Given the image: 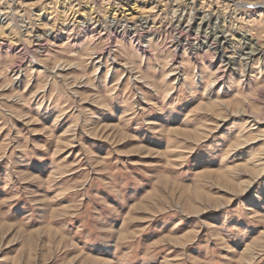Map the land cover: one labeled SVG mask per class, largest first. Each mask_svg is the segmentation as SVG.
<instances>
[{
	"label": "rangeland",
	"instance_id": "374dc122",
	"mask_svg": "<svg viewBox=\"0 0 264 264\" xmlns=\"http://www.w3.org/2000/svg\"><path fill=\"white\" fill-rule=\"evenodd\" d=\"M263 4L0 0V264H264Z\"/></svg>",
	"mask_w": 264,
	"mask_h": 264
},
{
	"label": "bare ground",
	"instance_id": "6f19581e",
	"mask_svg": "<svg viewBox=\"0 0 264 264\" xmlns=\"http://www.w3.org/2000/svg\"><path fill=\"white\" fill-rule=\"evenodd\" d=\"M107 1H108V0H107ZM112 1H113V0H112ZM123 1H124V0H118V3H120V4H123V3H124V4H126V5L130 3V0H125L124 2H123ZM136 1H137V0H136ZM68 2H69V1H68ZM192 2H193V1H192ZM195 2H196V1H195ZM65 3H66V2H65ZM68 5H69V4H68ZM190 5H191V4H190ZM116 6H117V5H116ZM118 6H119V5H118ZM186 6H187V5H186ZM215 6H216V5H215ZM263 6H264V4H263ZM61 7H62L63 9H66V6L63 5V4L61 5ZM184 7H185V6H184ZM210 7H211V5H210ZM230 7H231V6H230ZM74 8H75V7H74ZM182 8H183V7H182ZM196 8H197V7H196ZM212 8H213V7H212ZM179 9H180V8H179ZM217 9H218V8H217ZM113 10H114V9H113ZM195 10H196V9H195ZM232 10H233V9H232ZM72 11H74V10H72ZM172 11H173V10H172ZM227 11H228V10H227ZM76 12H77V11H75V13H76ZM194 12H195V11H194ZM211 12H212V10H211ZM233 12H234V11H233ZM3 13H4V12H3ZM115 13H116V12H115ZM171 13H172V12H171ZM201 13H204L203 18L200 19L202 24H203L204 22H206V21L208 22V20L210 19L209 17L213 15V14L210 15V14L207 13L206 11H205V12L202 11ZM224 13H225V12H224ZM236 13H237V12H236ZM1 14H2V13H1ZM174 14H175V13H174ZM185 14H186V13H185ZM196 14H199V12H198V13L196 12ZM175 15H176V14H175ZM178 15H179V14H178ZM115 16H116V15H115ZM171 16H172V15H171ZM186 16H187V15H186ZM2 17H3V16H2ZM4 17H5V16H4ZM108 17H109V16H108ZM198 17H199V16H198ZM221 17H222V15H221ZM191 18H192V17H191ZM193 18H194V17H193ZM91 19H92V18H91ZM115 19H116V18H115L114 16H111V19H109V22H111V26H114V25H115V24H114V23H116V22H115ZM141 19H143V18H141ZM116 20H117V19H116ZM147 20H148V19H147ZM214 20H215V21H218V20L220 21V19H217V18H215ZM91 21H92V20H91ZM97 21H98V20H97ZM99 21H100V20H99ZM117 21H118V20H117ZM142 21H144V20H142ZM145 21H146V20H145ZM145 21H144V24H146ZM174 21H175V19H174ZM212 21H213V20H212ZM219 21H218V23H215V22H214L215 26H216L217 24H219ZM225 21L227 22V21H229V19H228L227 17H224V18H223V22H225ZM102 22H103V21H102ZM148 22H149V21H148ZM199 22H200V21H199ZM5 23H6L5 21H2V20L0 19V24H3V26H4ZM89 23H90V22H89ZM106 23H107V21H106ZM126 23H127V22H126ZM141 23H142V22H141ZM171 23H172V21H171ZM176 23H177V22H176ZM123 24H124V23H123ZM135 24H138V23H135ZM173 24H174V23H173ZM173 24H172V25H173ZM180 24H181V23H180ZM182 24H183V23H182ZM209 25H210V24H209ZM219 25H220V24H219ZM226 25H227V24H226ZM226 25H225V26H226ZM104 26H105V24H104ZM126 26H127V25H126ZM144 26H146V25H144ZM151 26H152V25H151ZM182 26H183V25H182ZM187 26H189V25H187ZM229 26H230V25H229ZM5 27L8 28L9 25H6ZM124 27H125V26H124ZM135 27H136V26H135ZM140 27H141L142 29H145L141 24H140ZM176 27L178 28L179 26L176 25ZM183 27H184V26H183ZM183 27H182V28H183ZM232 27H234V25H233ZM110 28H111V27H110ZM122 28H123V27H122ZM125 28H126V29H131L132 26H131V27L128 26V27H125ZM148 28H149V30H150V27H148ZM173 28H174V27H173ZM179 29H180V28H179ZM187 29H188V28H187ZM205 29H206V28H205ZM208 29H210V28H208ZM221 29H222V28H221ZM229 29H230V28H229ZM146 30H147V29H146ZM146 30H145V31H146ZM177 30H178V29H177ZM177 30H176V31H177ZM180 30H181V29H180ZM180 30H178V31H180ZM198 30H199V29H198ZM213 30H214V29H213ZM213 30H212V31H213ZM222 30H225V29H222ZM30 31H31V30H30ZM147 31H148V30H147ZM181 31H182V30H181ZM231 31H232V29H231ZM237 31H238V30H237ZM36 32H37V31H36ZM43 32H44V31H43ZM114 32H115V31H114ZM124 32H125V31H124ZM174 32H175V31H174ZM182 32H183V31H182ZM210 32H211V31H210ZM1 33H3V32L1 31L0 34H1ZM134 33L138 35L139 32H134ZM141 33H142V32H141ZM186 33H187V32H186ZM195 33H196V32H195ZM214 33H215V32H214ZM239 33H240V37H241L242 39L251 42L252 39H251V38L249 39V38L247 37V34H246L245 32L239 30V31H238V34H239ZM43 34H44V33H43ZM142 34H143V33H142ZM153 34H154V33H153ZM232 34H233V33H232ZM41 35H42V34H41ZM188 35H189V34H188ZM1 36H2V35H1ZM143 36H144V35H143ZM218 36H219V35H218ZM236 36H237V35H236ZM30 37H31V36H30ZM37 37H38V36H37ZM174 37H175V35H174ZM197 37H198V36H197ZM237 37H238V36H237ZM33 38H34V37H33ZM241 38H240V39H241ZM41 39H42V38H41ZM179 39H180V38H179ZM196 39H197V38H196ZM31 40H32V39H31ZM38 40H39V39H38ZM218 40H219V39H218ZM234 40H235V39H234ZM238 40H239V39H238ZM179 41H180V40H179ZM181 41H182V40H181ZM196 41H197V40H196ZM209 41H210V40H209ZM232 41H233V40H232ZM239 41H241V40H239ZM170 42H171V41H170ZM234 43H235V42H234ZM241 43H243V42H241ZM175 44H176V43H175ZM180 44H181V43H180ZM188 44H189V43H188ZM228 44L231 45V46L233 45V48H234L233 51L236 50V47H235V45L233 44V42H232V43H229V42H228ZM177 45H178V44H177ZM189 45H190V44H189ZM240 45H241V44H240ZM248 45H250V44H248ZM254 45H255V43H254ZM254 45H253V46H254ZM258 45H259V44H258ZM192 46H193V44H192ZM246 46H247V45H246ZM246 46H245V47H246ZM194 47H195V46H194ZM198 47H199V46H198ZM219 47H220V46H219ZM240 47H241V46H240ZM256 47H257V46H256ZM260 47H261V46H260ZM260 47H259V48H260ZM237 48H238V47H237ZM196 49H197V48H196ZM252 49H253V48H252ZM217 51H218V50H217ZM251 52H252V51H251ZM251 52L247 53L246 56H244V57L241 56L242 58L246 59V61H245V63H244V64H245L244 68L247 67V66H249V65H250V62H252V59H253L252 56H253V54H251ZM258 52L260 53V50H258ZM236 53H237V52H236ZM236 53H235V54H236ZM256 54H257V53H256ZM262 55H263V54H262ZM229 56H230V55H229ZM260 56H261V55H260ZM221 57H222V56H221ZM258 57H259V56H258ZM258 57H257V58H258ZM242 58H241V59H242ZM223 59H224V58H223ZM225 59H226V58H225ZM234 59H235V58H234ZM239 61H240V60H239ZM241 61H242V60H241ZM241 61H240V62H241ZM233 63H234V62H233ZM221 64H222V63H221ZM241 67H242V66H241Z\"/></svg>",
	"mask_w": 264,
	"mask_h": 264
}]
</instances>
